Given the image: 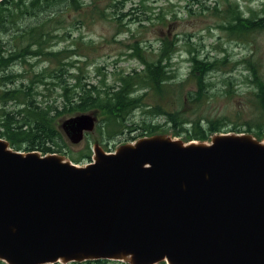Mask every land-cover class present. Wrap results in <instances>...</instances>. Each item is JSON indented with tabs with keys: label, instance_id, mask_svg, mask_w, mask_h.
<instances>
[{
	"label": "water",
	"instance_id": "95a60500",
	"mask_svg": "<svg viewBox=\"0 0 264 264\" xmlns=\"http://www.w3.org/2000/svg\"><path fill=\"white\" fill-rule=\"evenodd\" d=\"M96 121L82 112L59 127L76 144ZM90 260L264 264V142L157 133L113 152L95 144L78 165L0 137V261Z\"/></svg>",
	"mask_w": 264,
	"mask_h": 264
},
{
	"label": "trees",
	"instance_id": "16d2710c",
	"mask_svg": "<svg viewBox=\"0 0 264 264\" xmlns=\"http://www.w3.org/2000/svg\"><path fill=\"white\" fill-rule=\"evenodd\" d=\"M103 1L0 2V137L7 139L14 149L36 150L42 154L52 152L65 154L67 151H63V148L66 144L57 118L64 114L86 111L102 115L101 121L104 124L98 128L99 131L107 128L109 137L116 132L120 134L124 128H130L129 118L140 110L152 116V121L143 122V125L134 128L142 129L140 136L159 133L162 126L169 125L175 134H183L186 142L204 141L214 133L230 131L226 126L233 124L231 130L235 132L252 133L258 140L264 138V69L257 59H237L232 62L230 69H225L231 62L227 53L221 52L222 56L208 58L200 55L192 47V43L186 41L189 65L188 76L184 81L190 82L193 89L183 94L180 87L184 81H177L180 79L177 78L178 68L173 67L172 61L178 50L177 40L171 41L166 36L160 37L159 47L155 51L151 45H143L131 34L132 40L125 45L126 51L123 55L137 60L142 68H133L128 72H113L112 84L106 83L105 78L96 84L91 83L86 75H82L83 64H89L90 61H86L87 55L82 54L80 50L82 44L86 48L91 47V41H83L81 34L72 37L71 27L75 23L70 22L67 25L66 20L74 15V12L79 16L85 15V6L91 7L89 14L95 11L101 18H106L108 9L112 10V17L106 19L117 25L125 15L129 22L139 24L151 18L145 16L137 19L132 16L133 12L130 10L125 13L115 11L116 8H122L126 0H106L104 7H98ZM224 1L229 5L226 16L225 11L217 5L212 6L211 13L224 14L220 28L228 36L245 39L254 32L264 31V11L261 17L255 14L245 17L237 2ZM146 2L149 1L140 0L139 4L143 8H150ZM208 8L209 6L200 2L202 12ZM188 13H191V9ZM175 16L173 13L172 17ZM157 18L161 24H165V16L162 13H159ZM67 37L71 39V43L57 49L59 42L67 40ZM81 58L86 59L82 62ZM44 63L47 65L43 69L38 72L33 70V67ZM240 65L247 71L243 73L244 68L240 70L250 89L247 94L236 97L237 101L234 99L232 104L235 109L231 113L208 118L200 115L189 121L180 109H173V104L167 101L175 92L180 101L187 98L188 101L194 102L198 111L201 106L208 108L209 98L215 95L210 93L212 86L215 85L212 75L218 71L226 75V72L231 73ZM18 66L23 68L22 71H19ZM73 70L78 73L73 74ZM228 74L222 76V89L225 95L234 98L232 87L236 80L233 75ZM176 82L178 89L174 91L173 86ZM53 93L55 96H52ZM150 94L154 100L153 104L147 102ZM145 107L149 109L145 110ZM156 118L165 119V123L153 121ZM237 125L243 126V129H239ZM70 159L74 163L90 161L91 150L86 145L78 156L70 155ZM106 261L91 260L87 263Z\"/></svg>",
	"mask_w": 264,
	"mask_h": 264
},
{
	"label": "rangeland",
	"instance_id": "374dc122",
	"mask_svg": "<svg viewBox=\"0 0 264 264\" xmlns=\"http://www.w3.org/2000/svg\"><path fill=\"white\" fill-rule=\"evenodd\" d=\"M140 0H126L123 4L122 8H116L115 11L127 12L130 10L132 16L138 18H143L145 16H150V20L143 21L142 24L129 22L128 17L125 15L120 24L110 21L106 18H111L112 10L108 9L106 18L99 17L97 12H92L89 14L91 7L85 6L86 14L78 15L77 13H73L74 15L68 16V20H66V24L68 25L70 22L75 23L74 26L71 27L72 37H76L81 34L83 37V41H91V47L86 48L84 44L81 45L82 54L85 53L88 57L86 61H90L89 64H83L82 75H86L89 78L91 83H98V81L102 78H105V82L108 84L113 83V72L117 71H125L128 72L133 68L141 69L142 67L139 65V62L133 58H128L123 53L126 51L125 45L131 42V34L135 37V39L142 42L143 45H151L150 47L156 49L159 47L158 39L160 37H168L171 41L177 40L176 47L177 51L174 54L172 61L174 62L173 67L178 68L177 78H180L177 81H184L188 76V65L187 55H186V41L192 43V47L196 49V51L202 55L207 56L208 58L219 57L222 56L223 53H227L229 56V60L231 62L228 63V66L225 69H230L232 66V62L237 59L242 58H252L257 59L262 65L264 69V31L262 32H254L250 34L245 39L241 38H232L227 35V33L220 28V24L222 23V18L224 14H214L211 13V8L214 5L219 6L221 10L225 11V16L227 15V8L229 5L223 0H148L146 5L150 8H143L141 4H139ZM235 1L239 5V9L243 11L245 17H249L251 14L262 16L264 11V0H229ZM200 2H203L205 5L209 6L207 10L200 9ZM106 5V0L100 2L98 7H104ZM135 8L137 10H135ZM100 9V8H99ZM191 9V13H188V10ZM159 13H162L165 16V24H161L157 16ZM173 13L176 15L173 16ZM77 14V15H76ZM82 19V20H81ZM81 21L77 23V21ZM123 26H122V25ZM127 29V30H126ZM6 36L4 37V39ZM186 39V40H185ZM71 43V39L67 37V40L60 41L57 49L62 48ZM88 47V46H87ZM221 52H223L221 54ZM86 58H81V61L84 62ZM33 62V61H31ZM47 64H38L33 67L35 72H38L40 69H43ZM20 68L19 71H22L23 68ZM97 68H100L97 70ZM239 68V69H238ZM241 68H244L243 65L236 66L234 70L230 72H226V75L230 73L233 75L234 79V93L232 96L234 98H229L228 95L223 93L221 79L223 75L222 71L215 72L212 75V80L215 82V85L212 86L210 93H214V97H210L209 99V107L204 108L201 106V109L198 111L195 103L188 101L187 98L182 99L181 101L177 98V94L173 92L172 96L167 99L173 104V109H180L186 119L189 121L194 119L197 116L204 115L203 117H215L219 116L222 113H231L234 111L233 102L243 94H247L250 89L249 83L245 82L244 74L247 71L243 70L241 73ZM73 74H77L78 72L73 70ZM228 74V75H230ZM73 83V81H71ZM178 83L173 86L176 91ZM183 94L189 89H193V86L190 82L184 81L182 86L180 87ZM212 89H216L213 90ZM143 92V91H141ZM239 93V95H238ZM242 94V95H240ZM52 96H55L54 93ZM237 97V98H236ZM214 100V101H213ZM237 101V100H236ZM148 103H154L153 97L150 94V98H147ZM168 108V107H167ZM11 109L10 107L8 108ZM149 109V107H145V110ZM92 112V111H86ZM94 113V112H93ZM78 114V113H77ZM76 114H64L57 118L60 123L63 119L71 117ZM97 121L95 123L93 131L85 132L83 139L76 144L71 143L66 136L62 133L64 138V142L66 147L63 148V151H67L63 154L67 159H70V155L78 156L81 151L84 150L85 146L88 145L91 150L94 148L95 144L100 146L105 152H113L117 147L124 143L133 142L136 139L143 137L140 134L143 132L141 128H137L134 130L137 125H143V122L147 123L152 121V116L150 113L142 112L140 110L136 111L129 119L130 128H124L122 132H116L109 137L107 128H102L99 131L98 126H102L104 124L102 120V115L96 113ZM165 119L156 118L153 121L157 123H165ZM239 129H243V126L237 125ZM233 124H228L226 128L230 131L227 132H235L231 130ZM119 131V130H118ZM159 134H167L174 139H181L186 142L184 135H177L174 133L173 129L169 125H164L161 127V132L158 131ZM222 132V133H227ZM242 133V132H235ZM244 133V132H243ZM157 134V133H154ZM148 136V135H144ZM211 136V135H210ZM210 136L207 140H210ZM200 141V140H196ZM260 141L264 142V138ZM189 142V141H188ZM72 161V160H71ZM73 162V161H72ZM88 161H81L80 163L75 164H84ZM74 163V162H73ZM0 264H5L0 261ZM61 264V263H54ZM67 264H88L87 261L83 262H70ZM89 264H128L122 261L116 260H107L104 263H89Z\"/></svg>",
	"mask_w": 264,
	"mask_h": 264
}]
</instances>
